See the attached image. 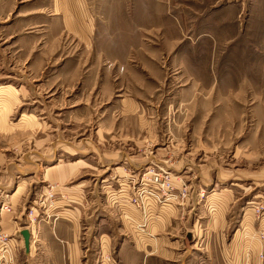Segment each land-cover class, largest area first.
Segmentation results:
<instances>
[{
  "label": "rangeland",
  "instance_id": "rangeland-1",
  "mask_svg": "<svg viewBox=\"0 0 264 264\" xmlns=\"http://www.w3.org/2000/svg\"><path fill=\"white\" fill-rule=\"evenodd\" d=\"M58 163L87 189L109 264H264V0H0L1 264L56 199L41 177ZM103 180L138 229L158 217L149 247Z\"/></svg>",
  "mask_w": 264,
  "mask_h": 264
},
{
  "label": "crops",
  "instance_id": "crops-1",
  "mask_svg": "<svg viewBox=\"0 0 264 264\" xmlns=\"http://www.w3.org/2000/svg\"><path fill=\"white\" fill-rule=\"evenodd\" d=\"M77 159L76 161H78ZM73 161L69 163L66 167H81L84 165L81 161L76 162ZM61 165L58 163L52 167H48V169L44 170V175L41 177L44 183H50L55 185V187H44L48 194H51L52 189H55L56 199L52 200L45 209H42L41 213L43 214L40 219L37 220H27L25 217V228L20 229L18 231V235L23 230L29 232V249L26 252L24 249L23 239L21 237L20 240H17L21 245L19 249H17V257L15 263L16 264H93V254L89 250V240L88 233L89 231L96 230V237L94 240L97 242L98 248L100 250L101 259L100 264H109L108 261L103 260V250L107 248L108 242L105 239L104 233L101 232V223L97 222L94 224V214L95 212H90V205L86 200V196L88 191L83 187L82 183L76 184L72 187L67 186L69 180L73 178L72 173L74 170L67 168L68 175L66 170H61ZM53 169V170H52ZM59 169V170H57ZM57 170V174L54 171ZM49 174H45L46 172ZM63 171V172H61ZM65 171V172H64ZM122 180H118L120 182ZM103 180L102 184L99 187L100 193H102L106 200L108 201L110 198L119 199L117 200V205L121 207L120 210V218H123L125 221H128L129 232L132 237V240H137L139 243L141 242L144 247H149L147 232L154 229L153 224H155L156 216L151 212V218L149 222H147L144 230H140L137 228L139 224V216L138 213H135L133 209L131 212H125L127 210V201H123V194H125V190L123 189L121 192L117 191V187H115V182L111 180ZM16 185L12 190V196L10 197L13 200H16L11 203L14 205L18 199L22 196L24 192L25 184ZM18 186V187H17ZM17 187V188H16ZM21 187L20 193L16 196L18 189ZM16 189V190H15ZM15 191V192H14ZM215 195V194H214ZM119 196V197H117ZM129 206V205H128ZM132 207V206H130ZM216 208V207H215ZM164 210H168L163 208ZM212 216L214 218L217 216V208L216 210L212 209ZM128 213L129 217H125ZM170 213V212H168ZM131 214V215H130ZM123 216V217H122ZM172 216V215H171ZM170 216V217H171ZM169 217V218H170ZM172 217L169 220L171 221ZM246 215L242 218L241 223L238 225L236 231H232L231 234V242H234L237 239V236L244 229L242 227L246 225L245 221ZM248 221V220H247ZM245 223V224H244ZM211 226L214 230L218 229L220 223L213 222ZM9 230L12 228L9 225H5ZM248 228H245L246 230ZM235 232V233H234ZM190 238L191 235H188ZM195 238V235L193 236ZM200 238V235L197 236ZM16 241V242H17ZM106 247V248H105ZM174 250H167V255L171 256L170 260L174 261L173 258ZM19 258V259H18Z\"/></svg>",
  "mask_w": 264,
  "mask_h": 264
},
{
  "label": "built area",
  "instance_id": "built-area-1",
  "mask_svg": "<svg viewBox=\"0 0 264 264\" xmlns=\"http://www.w3.org/2000/svg\"><path fill=\"white\" fill-rule=\"evenodd\" d=\"M118 186L121 187V183L117 182ZM173 188H171V191ZM135 202V199L133 200ZM2 211L9 212V206L3 204L0 207V215L2 214ZM8 237L4 234H0V264L3 263V260H5L6 256L9 254L11 249V241L7 239Z\"/></svg>",
  "mask_w": 264,
  "mask_h": 264
},
{
  "label": "water",
  "instance_id": "water-1",
  "mask_svg": "<svg viewBox=\"0 0 264 264\" xmlns=\"http://www.w3.org/2000/svg\"><path fill=\"white\" fill-rule=\"evenodd\" d=\"M22 239H23V243H24V249L25 251L27 252L28 249H29V232L26 231V230H23L21 233H20Z\"/></svg>",
  "mask_w": 264,
  "mask_h": 264
},
{
  "label": "bare ground",
  "instance_id": "bare-ground-1",
  "mask_svg": "<svg viewBox=\"0 0 264 264\" xmlns=\"http://www.w3.org/2000/svg\"><path fill=\"white\" fill-rule=\"evenodd\" d=\"M52 170H53V169H52ZM20 189H21V188L18 189L17 193L19 192ZM17 193H16V194H17Z\"/></svg>",
  "mask_w": 264,
  "mask_h": 264
}]
</instances>
